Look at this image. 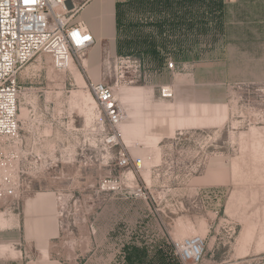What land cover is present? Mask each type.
<instances>
[{
	"label": "rangeland",
	"instance_id": "rangeland-1",
	"mask_svg": "<svg viewBox=\"0 0 264 264\" xmlns=\"http://www.w3.org/2000/svg\"><path fill=\"white\" fill-rule=\"evenodd\" d=\"M187 13V0H123L97 75L83 70L86 53L67 64L39 53L20 69L24 142L17 196L0 199L1 255L18 250L11 238L24 200L55 192L56 243L79 264H178L173 241L196 235L205 242L198 264H264V62L222 65L209 45L194 51ZM204 15L203 35L195 36L218 40L217 21ZM195 53L216 60L191 67ZM89 80L110 84L125 102L127 139L120 131L111 138ZM171 84L176 96L162 97ZM164 104L200 113L207 105L211 117H225L175 130L187 115H158ZM122 155L143 163L124 166Z\"/></svg>",
	"mask_w": 264,
	"mask_h": 264
},
{
	"label": "crops",
	"instance_id": "crops-1",
	"mask_svg": "<svg viewBox=\"0 0 264 264\" xmlns=\"http://www.w3.org/2000/svg\"><path fill=\"white\" fill-rule=\"evenodd\" d=\"M120 2L92 0L76 13L73 21H83L96 39V43L86 52L83 70L87 66L88 71L93 70V74L97 75V68L102 65L104 52L111 51L112 42L118 35ZM187 7L189 32L193 34L192 39H188V46L194 51L205 50L209 45L208 49L217 51V58L222 65H259L264 62V0H187ZM204 13H210L212 21H217L218 25L219 38L210 43L195 36L198 33L203 35L205 22L203 24L201 20L205 18ZM109 27L110 33H106ZM214 59L200 58L198 53H195L189 58L187 65L191 67L208 65L212 64ZM171 86L176 96L177 89L174 84ZM133 87L125 89L130 90ZM143 88L150 96L151 91ZM148 98H144L143 111L151 114ZM202 110L200 113L194 106L189 111L182 106L175 110L173 104H164L158 108L157 114L175 117L177 113L185 112L187 116L184 121L173 124L175 130L184 127L214 126L225 117H211L209 112H205L211 111L207 105ZM60 214L55 192H36L28 196L22 204L20 218L14 223V235L11 238L19 244L18 250L11 255L8 251L4 255L0 253V264H79L76 255L68 253L60 255L62 252L58 247L60 243H56L62 235ZM24 249L31 251L29 258L24 257Z\"/></svg>",
	"mask_w": 264,
	"mask_h": 264
},
{
	"label": "built area",
	"instance_id": "built-area-1",
	"mask_svg": "<svg viewBox=\"0 0 264 264\" xmlns=\"http://www.w3.org/2000/svg\"><path fill=\"white\" fill-rule=\"evenodd\" d=\"M92 0H0V199L17 196L21 148L24 137L19 118L20 91L18 74L35 55L49 53L61 64L84 54L95 43L93 33L74 17ZM122 1V0H119ZM167 69L176 73L178 65L170 59ZM92 96L117 137L123 110L114 87L103 81L89 80ZM161 96L175 97L171 85L161 87ZM124 166H141L122 155ZM18 203V202H17ZM204 239L196 235L173 241L178 264H198L204 255Z\"/></svg>",
	"mask_w": 264,
	"mask_h": 264
},
{
	"label": "bare ground",
	"instance_id": "bare-ground-1",
	"mask_svg": "<svg viewBox=\"0 0 264 264\" xmlns=\"http://www.w3.org/2000/svg\"><path fill=\"white\" fill-rule=\"evenodd\" d=\"M55 59V58H54ZM85 60V59H84ZM83 60V61H84ZM115 95H116V98H117V100H118V102H119V104H120V106H121V108H122V110H123V112L126 110V108H125V102L123 101H121L120 100V97H119V95H117V93H116V91H115ZM92 102H93V104L94 105H97V101H96V99L92 96ZM125 105V106H124ZM93 106V105H92ZM125 117V115L123 116V120L120 122V124H119V127H118V129H119V131H120V133L127 139L128 138V125H127V122H126V117ZM158 138V137H157ZM161 138V137H160ZM159 141H160V139H159ZM158 143V142H157ZM154 144V143H153ZM155 145H157V144H155ZM154 147V146H153ZM157 149V148H156ZM157 155V154H156Z\"/></svg>",
	"mask_w": 264,
	"mask_h": 264
}]
</instances>
